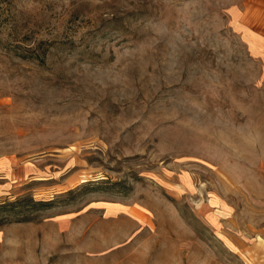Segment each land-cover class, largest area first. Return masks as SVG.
<instances>
[{"label":"rangeland","instance_id":"1","mask_svg":"<svg viewBox=\"0 0 264 264\" xmlns=\"http://www.w3.org/2000/svg\"><path fill=\"white\" fill-rule=\"evenodd\" d=\"M15 201L0 264H264V0H0Z\"/></svg>","mask_w":264,"mask_h":264},{"label":"trees","instance_id":"2","mask_svg":"<svg viewBox=\"0 0 264 264\" xmlns=\"http://www.w3.org/2000/svg\"><path fill=\"white\" fill-rule=\"evenodd\" d=\"M36 203H38L36 205H47L48 204L46 201H37ZM19 205H21V208H24V206H22V204L18 203L17 201L0 204V211H2L5 208H10V210L13 212V215H16L19 219L29 220L31 218V215L29 213H25L23 209L22 210L20 209V211L16 210V207Z\"/></svg>","mask_w":264,"mask_h":264}]
</instances>
